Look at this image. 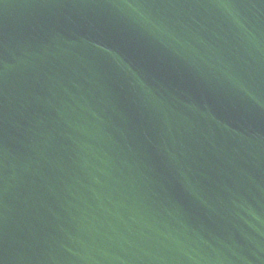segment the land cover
<instances>
[{
  "label": "water",
  "instance_id": "1",
  "mask_svg": "<svg viewBox=\"0 0 264 264\" xmlns=\"http://www.w3.org/2000/svg\"><path fill=\"white\" fill-rule=\"evenodd\" d=\"M0 264H264V0H0Z\"/></svg>",
  "mask_w": 264,
  "mask_h": 264
}]
</instances>
